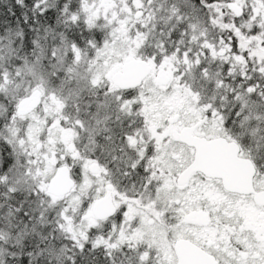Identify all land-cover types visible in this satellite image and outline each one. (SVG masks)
<instances>
[{
    "label": "snow or ice",
    "instance_id": "1",
    "mask_svg": "<svg viewBox=\"0 0 264 264\" xmlns=\"http://www.w3.org/2000/svg\"><path fill=\"white\" fill-rule=\"evenodd\" d=\"M0 264H264V0H0Z\"/></svg>",
    "mask_w": 264,
    "mask_h": 264
}]
</instances>
